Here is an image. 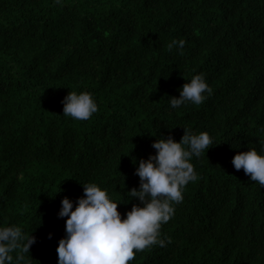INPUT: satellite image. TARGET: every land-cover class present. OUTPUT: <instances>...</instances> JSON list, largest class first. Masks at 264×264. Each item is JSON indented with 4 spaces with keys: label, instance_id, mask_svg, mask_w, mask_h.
I'll return each mask as SVG.
<instances>
[{
    "label": "trees",
    "instance_id": "1",
    "mask_svg": "<svg viewBox=\"0 0 264 264\" xmlns=\"http://www.w3.org/2000/svg\"><path fill=\"white\" fill-rule=\"evenodd\" d=\"M181 38L182 52L168 47ZM199 73L211 94L172 108ZM70 91L98 111L63 115ZM185 129L213 143L190 160L197 179L161 227L165 245L128 264H264V186L232 164L264 155V0H0V227L35 238L11 264H57L61 200L75 208L82 184L106 189L122 218L143 206L128 193L139 160Z\"/></svg>",
    "mask_w": 264,
    "mask_h": 264
},
{
    "label": "clouds",
    "instance_id": "2",
    "mask_svg": "<svg viewBox=\"0 0 264 264\" xmlns=\"http://www.w3.org/2000/svg\"><path fill=\"white\" fill-rule=\"evenodd\" d=\"M173 45L182 52L185 40H173L168 47L171 49ZM211 92L203 73L193 75L182 85L179 98L171 97L170 106L178 108L185 102L199 105L206 99L205 93L210 95ZM61 103L63 115L76 120H88L98 111L93 95L87 91H70ZM212 143L207 132L192 134L186 129L179 142L171 136L155 140L152 144L155 155L140 159L135 169L139 189L132 188L128 192L131 199L138 198L143 206L133 204L123 218L118 203L95 183L82 184L84 195L75 201V208L74 202L64 197L58 217H67L66 235L58 242L57 264H128L137 252L154 244L164 246L161 227L174 215L173 204L183 200L184 186L197 179L190 160L193 156L199 157ZM232 164L264 186V155L258 154L256 149L238 152ZM51 235L49 233V238ZM34 242L35 238L26 237L20 227H0V264H11L10 253L17 248L29 252ZM21 259L22 256L17 257V264Z\"/></svg>",
    "mask_w": 264,
    "mask_h": 264
}]
</instances>
